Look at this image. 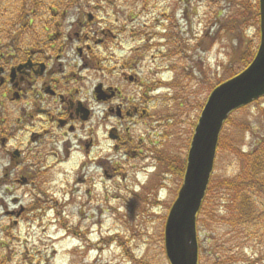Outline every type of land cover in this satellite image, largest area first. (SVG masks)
Returning a JSON list of instances; mask_svg holds the SVG:
<instances>
[{
  "label": "rangeland",
  "instance_id": "obj_1",
  "mask_svg": "<svg viewBox=\"0 0 264 264\" xmlns=\"http://www.w3.org/2000/svg\"><path fill=\"white\" fill-rule=\"evenodd\" d=\"M144 1L75 3L83 4L85 22V14L93 15L92 23L84 22L87 31L104 30V37L112 35L107 39L109 46L99 51L111 57L109 70L113 62L120 63L139 53L145 74L154 71L155 82H159L155 121L144 122L141 118L130 130L152 152H147L149 156L142 160L109 150L107 178L104 167L97 173L91 167L77 182L76 174L70 172L72 165L62 164L48 185L12 184L10 198H0V257L5 255V264H141L139 259L150 264H169L163 228L181 183L172 169H179L186 160L200 105L213 89L209 83L226 80L230 67H243L232 53L238 38L215 35L218 15L222 19L238 15L240 6L236 0H147L145 5ZM243 1L258 4V0ZM78 12V7L72 6L60 17L65 30ZM240 28L245 39L251 40L243 44L257 49L259 24L250 21ZM152 32H178L183 41L181 53L186 57L173 55L166 38L151 36ZM158 42L161 44L155 45ZM188 70L192 75L186 87L173 86L175 80L186 79ZM261 108L264 96L237 109L223 124L219 136L234 147L222 145L216 149L205 209L196 220L198 264H215L232 254L242 264H264V246L240 234L247 223L230 222L232 192L224 186L231 180L244 179V158L235 151L252 152L261 141ZM160 112L170 116L156 117ZM158 156L167 163L160 162ZM258 201L264 207V198ZM35 205L42 207L35 209ZM6 211L13 213L8 215ZM18 211L21 212L17 216Z\"/></svg>",
  "mask_w": 264,
  "mask_h": 264
},
{
  "label": "flooded vegetation",
  "instance_id": "obj_2",
  "mask_svg": "<svg viewBox=\"0 0 264 264\" xmlns=\"http://www.w3.org/2000/svg\"><path fill=\"white\" fill-rule=\"evenodd\" d=\"M72 6L79 12L65 30L60 17ZM83 9L75 0H0V198L12 184L48 185L62 164L81 182L91 167L109 176V150L142 160L152 152L130 130L155 121L154 71L145 74L139 53L109 70L99 51L112 35L87 31Z\"/></svg>",
  "mask_w": 264,
  "mask_h": 264
},
{
  "label": "water",
  "instance_id": "obj_3",
  "mask_svg": "<svg viewBox=\"0 0 264 264\" xmlns=\"http://www.w3.org/2000/svg\"><path fill=\"white\" fill-rule=\"evenodd\" d=\"M259 43L246 68L217 84L197 118L186 157L182 184L164 224L169 264H198L196 215L204 198L220 131L234 110L264 96V0H258Z\"/></svg>",
  "mask_w": 264,
  "mask_h": 264
},
{
  "label": "trees",
  "instance_id": "obj_4",
  "mask_svg": "<svg viewBox=\"0 0 264 264\" xmlns=\"http://www.w3.org/2000/svg\"><path fill=\"white\" fill-rule=\"evenodd\" d=\"M59 1L61 2L62 0ZM236 2L240 6L239 14L231 15V17H226L223 19L218 15V19H219L218 28L215 30L216 36L220 37L221 35H226L228 37L232 36L236 39L238 38L236 41V47L232 51V53L233 55H236L235 61L238 60L243 67L240 70L239 69L234 70L233 68L230 67L227 70L229 71L228 72L229 77H227L226 79L233 77L241 70L246 68L253 59L256 52V48L252 50L251 46L249 45L245 46V44H243L244 41L250 42L251 40L249 38L245 39L243 31H241L240 25L246 24L247 22L250 21L259 24L258 4L257 2L253 3L250 1L246 2L243 0H236ZM146 3L147 0L144 1V5ZM258 31L259 30H257L256 33L257 36H259ZM155 35H158L159 37L163 36L166 38L165 43L171 44L169 48V52H171L173 55H176L183 59L186 57L185 53H181L183 51L182 49L183 41L181 40L178 32L151 33V36H155ZM160 44L161 43L159 42L155 43V45H160ZM174 46H176L177 48H175ZM164 55H169V53ZM170 68L172 69V65L170 66ZM200 71L203 73L202 65L200 66ZM191 75H192L191 72L188 70V72H186V79L181 78L179 80H175L173 84L171 82V84L173 86L185 88L187 83L190 81ZM221 82H218L217 84ZM158 84L159 82H156V86H158ZM217 84L212 82L209 83V85L212 86V88H214ZM177 104L179 105V102ZM202 104L200 105V108H202ZM261 114L264 117V108H261ZM166 115L170 116V114H164L163 112H160L156 114V117L158 116L163 118V117H167ZM231 115L232 113L230 114V116ZM230 116L225 120L224 124L226 122H229ZM222 145L230 148L234 147V146H230V143L228 142H223V138L219 136L217 147L221 148ZM235 152L244 158L243 168L245 169V173H244V179L241 182H238L236 180H231L232 182H227L224 184V186L227 187V189L231 190L232 192L231 194L232 218L230 219V222L233 224L247 223L246 228L243 231H241L240 234L242 235V237H245L248 240H253L254 242H256L257 245L259 244L260 247H263L264 246V207H261V203L258 201V198H264V136L262 137L261 141L257 144V146L252 152L244 153L241 152L240 150H236ZM158 159L163 164L167 163L166 160L160 159V157ZM167 165L170 166L171 169L173 168L172 164L168 163ZM184 166L185 164L184 162H182L179 169H172L173 173H176L180 179L184 174ZM204 200H205V196L202 201L200 210L197 214V217H199L200 211L205 209L203 208L205 205ZM33 207H35V209H37V207L38 209H40L42 206L35 205ZM33 207H30V209H33ZM206 212L209 213V210H206ZM7 235H9L8 232ZM234 236L236 237L237 234H235ZM261 256L264 257V254H261ZM139 260L141 264H150L146 260L143 259H139ZM5 262L6 259L4 255L3 257H0V264H5ZM223 262L224 264H242L239 262V260H237L234 254L229 255L227 260L224 261L217 260L215 264H220ZM246 264H250V263H246Z\"/></svg>",
  "mask_w": 264,
  "mask_h": 264
}]
</instances>
